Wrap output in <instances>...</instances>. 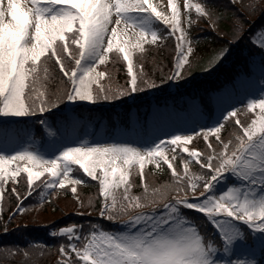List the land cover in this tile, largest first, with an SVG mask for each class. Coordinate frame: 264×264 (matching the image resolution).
<instances>
[{
  "label": "snow or ice",
  "instance_id": "obj_1",
  "mask_svg": "<svg viewBox=\"0 0 264 264\" xmlns=\"http://www.w3.org/2000/svg\"><path fill=\"white\" fill-rule=\"evenodd\" d=\"M203 2L207 10L197 3L195 11L211 18L217 6L213 0ZM240 2L229 0L230 7L224 9L231 10L235 21L240 23L233 29L232 40L226 42L231 47L215 50L207 60L209 71L227 60L244 38L242 13L237 7ZM169 4L171 13L166 14L158 11L152 0H27V4L23 0H0V195L7 181L21 172L26 173L29 194L34 181L47 172L56 179L44 181L45 187L55 190L67 183L75 195L76 185L85 181L73 179L69 173L74 164L79 165L86 177L98 181L103 196L99 216L109 222L119 221L126 228L124 232H113L103 230L98 223L91 224L88 233L76 224L59 228L50 235L59 233L67 238L68 244L59 247L65 258L72 254L82 256L86 264H256L255 260L242 257L254 255L253 245L264 252V98L249 100L247 108L258 107L260 111L257 119L244 124L237 117L238 109L225 107L231 105L229 95L217 104L218 110L223 109L219 118L211 126L191 130V134H173L188 130L186 122L178 117L173 119L168 113L165 120V113L154 114V124L150 129L145 125L144 135L140 137L150 142L143 152L131 142H98L92 146L65 147L58 156L45 159L39 152L19 147L25 126L9 118L43 117L37 123L44 125L47 117L54 116L57 126L69 125L74 112L83 106L77 102L97 104L157 88L153 76L159 69H154L152 74L145 71L142 56L134 66V53H143L145 43L155 45L174 38V66L168 73L160 70L159 82L184 79L193 67L190 61L195 44L190 35L193 20L191 12H186L188 26H182L175 0H169ZM184 6L189 10L193 7L190 2ZM245 6L251 11L259 8V5ZM225 18L219 15L220 20ZM157 21L166 29L154 27ZM262 33L264 28L247 38L264 54ZM73 46L77 47L72 50ZM114 49L117 55L112 61L113 73L121 59L126 63L124 90L102 84L101 80L110 74L107 70H97L106 64ZM42 57H45L43 63ZM49 61L60 74L59 83L63 87H52L46 93L39 89L50 83ZM212 99L215 103V97ZM61 104L65 106L63 109ZM191 107L197 112L202 109L198 102H193ZM45 113L47 117L43 116ZM230 118H235L236 133L222 139L224 121ZM194 136L205 142L203 152L187 146ZM50 148L56 150V145L51 144ZM165 148L171 155L166 154ZM176 148L187 154L180 157L182 174L173 166ZM19 161L28 163L21 167ZM193 161L199 165L198 175L189 174ZM13 162L17 163L10 171ZM165 162L175 178L172 185L175 197L165 192L159 199L145 197L141 204L140 196L130 195V166L138 165V174L143 179L145 163H155L160 168ZM230 177L239 186L225 183L226 190L217 195L218 186ZM144 188L147 192L148 185ZM11 191L18 199L16 211H25L16 188ZM137 208L150 211H130ZM186 210L202 214L203 223L189 217ZM205 225L212 226L211 233ZM252 232L257 235L251 236ZM60 264L80 262L66 259Z\"/></svg>",
  "mask_w": 264,
  "mask_h": 264
},
{
  "label": "trees",
  "instance_id": "obj_2",
  "mask_svg": "<svg viewBox=\"0 0 264 264\" xmlns=\"http://www.w3.org/2000/svg\"><path fill=\"white\" fill-rule=\"evenodd\" d=\"M222 5V2H221ZM246 5H252L255 7L256 5H259V8H257L256 11H251L249 7L245 6L246 9V17H242V27L246 25L247 19L253 18V16L256 14V16L260 15L261 11L264 8V0H246ZM220 9V8H219ZM222 10V9H221ZM221 10H218V15H225L224 20H220L222 25V29H225L227 31V34L230 36H233V29L234 25H227L229 24V21H232V23H240L239 21H235V18L232 14V11L221 12ZM216 11V10H215ZM225 21V22H223ZM235 24V25H236ZM247 28V27H246ZM253 27L251 30H249V34H253ZM248 32V31H247ZM169 40V39H168ZM221 47H228L227 44H225L222 41H219V39L214 38L213 36H203L200 37L197 40L196 47H195V54L191 58V63L193 65L192 69L190 70V73L188 76H191L194 78L197 75H200L202 73H205L207 70V60L210 58L211 54ZM159 53L154 55V58H157L155 65L150 68L151 74L154 69H159L155 72L154 78L156 79L157 83L160 84V70H162L165 73H168L169 66H171V59H172V53H173V44L169 43L167 45H161L159 48ZM153 60L150 59V61ZM45 61V57L41 58V63ZM48 66L50 68V75H49V81L50 83L46 84V86L50 89L52 87H61L60 81V75L58 71L53 70L52 61L48 62ZM203 66V67H202ZM218 66V63L215 65ZM116 68H119L117 71L116 79L119 82H116L114 80L111 81L110 87H124L126 86V80H125V74L122 68H120L119 65H115ZM107 69H113V63L109 64ZM43 75V73H42ZM226 128L224 129V138H227L229 134L233 131V127L230 125H226ZM153 174V177L158 180L156 182L164 183L168 181L169 176L165 172L164 168H160L159 170H150ZM168 183V182H167ZM93 193L95 191L93 190ZM58 214V212H56ZM65 221V222H64ZM67 221H74L77 222L75 216H69L65 220H63L60 224H65ZM4 229L1 227L0 224V231H3ZM42 244L43 247L36 248L34 246H28L26 248H22L21 246H15L12 249H3L0 247V264H56L52 260H50V255L54 253L53 250L57 249L58 243L52 238H42ZM27 253V255H25Z\"/></svg>",
  "mask_w": 264,
  "mask_h": 264
},
{
  "label": "rangeland",
  "instance_id": "obj_3",
  "mask_svg": "<svg viewBox=\"0 0 264 264\" xmlns=\"http://www.w3.org/2000/svg\"><path fill=\"white\" fill-rule=\"evenodd\" d=\"M152 2H153L154 5H157L159 11H163L166 14H170L171 6L169 4V0H152ZM186 2H188V0H185V3ZM23 4H27V0H23ZM186 10H188V9L183 4V11L180 12L181 13L182 25H184L187 22V18L185 16ZM121 27H123V23L121 24ZM137 31H138V29H137ZM149 39H150V37H149ZM253 99H257L258 100L259 97L257 95H255L253 97ZM191 130H193V129L190 128V130H186V131H175L173 134H178V135L191 134ZM169 139H170V137H169ZM98 142L99 143H111V142H124V141L120 140V137H118V138L112 137L111 139L107 140L101 134L96 136L95 138L91 139V141H89V142H79V140L77 141L76 139H73V138H70V137H68V139H66V141H65L67 147H81V146H84V145L92 146V145H94L95 143H98ZM145 146L148 147V145H145ZM145 148L146 147H143L141 152H143ZM33 151H35V150H33ZM164 151L167 152L168 149L165 148ZM36 152H39L42 156L45 157V159H51L52 158L51 156H48L43 149L37 150ZM12 154H15V153H12ZM25 162L26 161H19L20 166L21 167L25 166ZM16 163L17 162H13L12 165L9 166V170L10 171L15 168ZM70 174L71 173H69V176L71 178H73ZM16 178L11 180V181H16ZM65 185H68V184L66 183ZM70 206H71L70 203L65 202V203H62L60 208H58L57 210H59V209H68V208H70ZM37 214H39V212ZM39 217H41L43 219H50L51 218V214H50L49 211H47L45 213L39 214Z\"/></svg>",
  "mask_w": 264,
  "mask_h": 264
}]
</instances>
